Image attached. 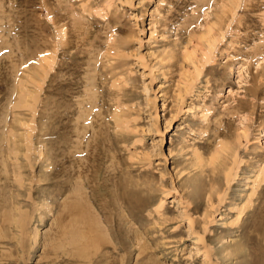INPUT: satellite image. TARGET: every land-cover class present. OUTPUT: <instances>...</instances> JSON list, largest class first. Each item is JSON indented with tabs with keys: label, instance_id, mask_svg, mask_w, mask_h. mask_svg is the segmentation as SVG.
<instances>
[{
	"label": "rangeland",
	"instance_id": "obj_1",
	"mask_svg": "<svg viewBox=\"0 0 264 264\" xmlns=\"http://www.w3.org/2000/svg\"><path fill=\"white\" fill-rule=\"evenodd\" d=\"M0 264H264V0H0Z\"/></svg>",
	"mask_w": 264,
	"mask_h": 264
},
{
	"label": "bare ground",
	"instance_id": "obj_2",
	"mask_svg": "<svg viewBox=\"0 0 264 264\" xmlns=\"http://www.w3.org/2000/svg\"><path fill=\"white\" fill-rule=\"evenodd\" d=\"M6 119V118H5ZM6 125V124H5ZM33 130V129H32ZM45 131V130H44ZM50 133V132H49ZM46 135V134H45ZM26 143V142H25ZM28 157V156H27ZM44 170V169H43ZM57 174V173H56ZM47 175V174H46ZM48 177H50L49 175H48ZM54 178V177H53ZM46 179V178H45ZM50 179L52 180V177H50ZM49 179V180H50ZM58 183H56V182H52L51 184H49V187H55L56 185H57Z\"/></svg>",
	"mask_w": 264,
	"mask_h": 264
}]
</instances>
